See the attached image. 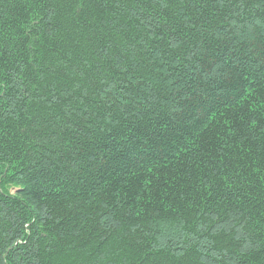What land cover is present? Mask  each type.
<instances>
[{
  "label": "trees",
  "instance_id": "1",
  "mask_svg": "<svg viewBox=\"0 0 264 264\" xmlns=\"http://www.w3.org/2000/svg\"><path fill=\"white\" fill-rule=\"evenodd\" d=\"M189 7L0 0V264H264V0Z\"/></svg>",
  "mask_w": 264,
  "mask_h": 264
},
{
  "label": "snow or ice",
  "instance_id": "2",
  "mask_svg": "<svg viewBox=\"0 0 264 264\" xmlns=\"http://www.w3.org/2000/svg\"><path fill=\"white\" fill-rule=\"evenodd\" d=\"M219 7L216 8V11H220L223 8L225 0H218ZM151 3L157 4L164 9H169L176 4H182L186 6H190L188 11H184L183 8L181 9V14L179 17L175 13L172 14L169 20H166L162 24H158L157 28H160L161 31L156 34H153V42L159 41L161 44H164L165 47L161 49L163 52H167L171 48H182L186 46V43L189 42L187 39H180L177 33V27L183 29L184 26H187V31L183 32V36L185 38L188 37V33L193 34L192 43L195 46V41L200 40L201 36L204 32L207 31V28L204 27L203 21L205 12L201 6H207L209 0H151ZM213 6L217 4V0H211ZM193 13H199L198 16H194ZM167 14V13H166ZM207 14L215 15L212 12L211 8H208ZM210 27V26H209ZM167 28V34L163 31V29ZM168 35L172 36V40H168ZM177 40H180V43H176ZM245 54V58H246ZM260 58L264 59V49H261L259 53ZM117 60H120V57L117 56ZM217 64V58L213 57L211 61L205 66V71L212 68V65ZM118 74L122 75L125 73V65L122 63H116L115 65ZM99 72V70H98ZM103 75V73H100ZM219 76V80L216 77ZM221 88L223 90H227L228 88L232 87V69L228 67V62L221 60L217 68L214 70L213 75L209 78L203 88L202 92L204 96H206L209 100L212 98L211 94L215 92L217 88ZM92 88L96 89L95 82L92 84ZM98 92V96L95 98L97 100L103 99L105 96L112 98L113 102L119 99L118 96H115L113 93V88L109 87L108 80H102L100 88L96 89ZM95 106V105H94ZM211 195V193H209Z\"/></svg>",
  "mask_w": 264,
  "mask_h": 264
}]
</instances>
